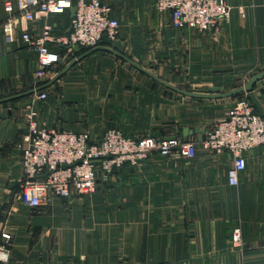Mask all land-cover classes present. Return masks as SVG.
Masks as SVG:
<instances>
[{
	"label": "crops",
	"instance_id": "1",
	"mask_svg": "<svg viewBox=\"0 0 264 264\" xmlns=\"http://www.w3.org/2000/svg\"><path fill=\"white\" fill-rule=\"evenodd\" d=\"M5 1L0 0V247L7 260L0 264H264V144L245 153L237 185L227 181L230 154L204 150L193 133L192 158L153 151L139 164L124 163L107 178L98 177L89 195L50 194L37 208L18 200L30 111L39 127L87 132L94 141L110 128L132 138L182 139L184 127L205 134L212 123L184 119L194 100L211 102L215 119H221L235 95L182 94L107 50L84 56L52 81L89 50L55 41L46 45L60 61L38 80L37 54L21 31L34 36L50 24L54 38L65 36L70 9L34 21L16 14L15 40L7 42L1 26ZM100 1L119 22L116 50L174 86L226 91L241 72L250 77L264 71V0H223L229 17L212 32L173 27L167 12L155 10V0ZM253 93L264 108V78ZM146 120L154 126H143ZM235 227L241 232L239 245L231 242Z\"/></svg>",
	"mask_w": 264,
	"mask_h": 264
},
{
	"label": "built area",
	"instance_id": "2",
	"mask_svg": "<svg viewBox=\"0 0 264 264\" xmlns=\"http://www.w3.org/2000/svg\"><path fill=\"white\" fill-rule=\"evenodd\" d=\"M3 8L6 18L1 26L7 42L15 40L16 14L26 21H34L47 14L73 10L70 31L65 36L54 38L50 24H45L40 34L34 36L27 29L21 31V39L37 54L35 76L38 80L45 78L47 68L60 61L59 54L47 47L48 41L69 49L75 45L90 49L99 44L103 35L116 40L119 31L118 20L110 16V7L100 0H16L15 3L6 0ZM154 8L160 13L167 12L173 27H187L198 32L215 31L230 13V7L223 0H155ZM45 96L44 92L38 94L40 99ZM26 120L28 144L21 160L25 179L17 198L31 208L49 202L50 194L62 198L73 194L89 195L95 190L98 177L107 178L124 163L139 164L153 151L183 158H192L196 153L194 141L177 137L132 138L110 128L104 131L100 140L94 141L87 132L39 127L32 111L26 113ZM200 144L212 153L230 154L227 181L237 185L246 167L245 153L264 144V118L255 111L248 98L236 100L225 116L205 132ZM63 164L68 167L63 168ZM2 236L9 238L8 234ZM240 241V228L235 227L231 242L239 245ZM6 260L7 253L0 247V261Z\"/></svg>",
	"mask_w": 264,
	"mask_h": 264
},
{
	"label": "water",
	"instance_id": "3",
	"mask_svg": "<svg viewBox=\"0 0 264 264\" xmlns=\"http://www.w3.org/2000/svg\"><path fill=\"white\" fill-rule=\"evenodd\" d=\"M70 12H71V17H72L73 16V10L70 9ZM101 42H102L103 45H97V46H95L93 48H90L89 50H87L86 52H84L83 54H81L80 56L75 58L74 60H72L58 74H56V76H54L52 81L56 80L68 68H70L74 63H76V61L80 60L84 56H86V55H88V54H90V53H92V52H94L96 50H107V51H110V52L114 53L115 55L119 56L120 58H122L123 60H125L126 62L131 64L133 67H135L136 69H138V70L142 71L143 73L149 75L151 78H153L157 82H159V83L163 84L164 86H166L168 88H171V89H173V90H175L177 92L185 94V95L198 97V98H221V97L233 96V95L240 94V93H248V99L250 100L251 104L254 106V108L256 109L257 113L264 118V108L262 107L261 103L259 102V100L256 98L255 94L253 93L254 85L259 80L264 78V71H261V72H258V73H255V74L251 75L243 86H239V87L233 88L231 90H226L225 91L223 87L210 86L208 88L209 92H207V93L188 91V90H184L182 88H179L177 86H174V85L162 80L161 78L157 77L156 75H154L150 71L146 70L144 67H142L138 63L134 62L132 59H130L126 55L118 52L116 50V48H118V45H119V41L118 40H111V39L107 38L106 35H103L102 38H101ZM109 45H112L113 47L110 48V47H108ZM74 50L75 51H79L78 45L74 46ZM193 133L198 134V138L200 140H203V138H204V130L201 129V128H198V127H194L192 129L184 127L182 129V140L183 141H188L189 136H191ZM174 138L175 137L173 136V137H169L168 139H174ZM62 167L66 168V167H68V165L67 164H63Z\"/></svg>",
	"mask_w": 264,
	"mask_h": 264
},
{
	"label": "rangeland",
	"instance_id": "4",
	"mask_svg": "<svg viewBox=\"0 0 264 264\" xmlns=\"http://www.w3.org/2000/svg\"><path fill=\"white\" fill-rule=\"evenodd\" d=\"M249 72H241V75L238 77H235L234 81H232L229 85L228 88H236L239 86H243L246 81L249 79ZM263 96V95H262ZM248 98V93H241L239 95L234 96V101ZM262 102L264 103V96L260 98ZM203 104V107L201 106ZM209 101H203V100H194V106L192 108V111H190L188 114H184L183 117L184 119H187V121H192L193 123L199 122L200 120H212V123L209 124V128L213 127L219 120L220 118H216L215 113H214V108L212 107L213 105ZM207 106V107H206ZM199 108V109H198ZM218 117V116H217ZM143 126L145 127H150L154 126L148 122V120L144 121L142 123ZM144 136H149V135H144ZM82 195V194H80Z\"/></svg>",
	"mask_w": 264,
	"mask_h": 264
},
{
	"label": "trees",
	"instance_id": "5",
	"mask_svg": "<svg viewBox=\"0 0 264 264\" xmlns=\"http://www.w3.org/2000/svg\"><path fill=\"white\" fill-rule=\"evenodd\" d=\"M85 49H88V48H85ZM241 94V93H240ZM236 95H239V94H236ZM255 111H256V109H255ZM257 112V111H256Z\"/></svg>",
	"mask_w": 264,
	"mask_h": 264
}]
</instances>
